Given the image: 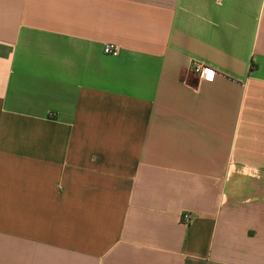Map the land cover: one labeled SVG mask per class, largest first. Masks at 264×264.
Here are the masks:
<instances>
[{
    "label": "crops",
    "instance_id": "0c3cea01",
    "mask_svg": "<svg viewBox=\"0 0 264 264\" xmlns=\"http://www.w3.org/2000/svg\"><path fill=\"white\" fill-rule=\"evenodd\" d=\"M0 264H264V0H0Z\"/></svg>",
    "mask_w": 264,
    "mask_h": 264
},
{
    "label": "built area",
    "instance_id": "2783aa9c",
    "mask_svg": "<svg viewBox=\"0 0 264 264\" xmlns=\"http://www.w3.org/2000/svg\"><path fill=\"white\" fill-rule=\"evenodd\" d=\"M117 48L114 45H106L103 48V53L106 55H110L115 53ZM191 71L195 73L199 78L210 80L215 76V72L209 68H206L200 64L192 63L191 66ZM191 220V215L188 213H184L181 216V223L182 224H189Z\"/></svg>",
    "mask_w": 264,
    "mask_h": 264
}]
</instances>
